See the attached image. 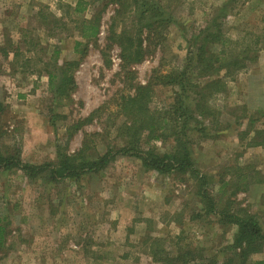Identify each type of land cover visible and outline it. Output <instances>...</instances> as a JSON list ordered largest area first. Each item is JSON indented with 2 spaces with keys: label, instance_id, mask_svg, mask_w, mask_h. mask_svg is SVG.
Instances as JSON below:
<instances>
[{
  "label": "rangeland",
  "instance_id": "374dc122",
  "mask_svg": "<svg viewBox=\"0 0 264 264\" xmlns=\"http://www.w3.org/2000/svg\"><path fill=\"white\" fill-rule=\"evenodd\" d=\"M78 1L85 2L82 14L73 13ZM143 1L158 6L156 0H0L1 150L18 143L24 162L56 165L58 143L74 154L85 136L96 135L98 154L116 152L124 144L118 131L128 122L116 100L146 85L154 71L182 68L200 31L216 22L236 53L243 41H256L262 50L212 98L209 116L195 113V95H186L191 120L184 140L194 173L149 171L139 158L120 155L103 170L57 181L48 180V172L30 179L20 170H0V264H181L175 259L185 253L187 264H242L241 252L231 248L238 228L209 213L203 194L218 209L233 202V210L256 218L264 234V144L255 147L264 143V67L257 70L264 57V0L161 3L160 19L171 22L157 27L160 43L143 33V59L125 65L113 33L134 38ZM95 17L99 35L79 59L73 52L78 24ZM55 49L60 62L79 60L71 99L60 107L52 103L46 76ZM173 90L154 87L150 110L169 106ZM101 106L107 110L99 118L71 130ZM150 146L158 155L173 151L170 139ZM156 248L173 263L154 262ZM245 264H264V247Z\"/></svg>",
  "mask_w": 264,
  "mask_h": 264
},
{
  "label": "trees",
  "instance_id": "16d2710c",
  "mask_svg": "<svg viewBox=\"0 0 264 264\" xmlns=\"http://www.w3.org/2000/svg\"><path fill=\"white\" fill-rule=\"evenodd\" d=\"M156 1H158V6L145 1L142 2L141 7H144V9L139 10L137 29L133 32L135 33L133 35L135 40L129 34L123 33V35L117 37L116 32L113 33L114 40L120 45L121 61L125 65L138 63L143 59L146 50V47H143L145 39L141 37L143 33L148 36L151 35L149 39L152 40L154 45H158L162 34L157 32V27L160 24L167 25L171 22L169 18L160 19L164 16L160 4L164 2L169 4V2L173 3L174 1ZM84 3V1H78L73 8V13L82 14L85 11ZM116 16L113 18L112 29L116 28L120 14ZM150 17L151 21H148ZM98 23L99 21L95 17L92 20L83 19L78 24L80 40H76L74 43L73 52L79 56V59L87 52L88 46L86 43L98 37L100 31ZM210 27L213 28L200 31L196 35V39L190 44V51L187 52L182 68L169 71L166 74L154 71L146 85L136 86L132 94L121 95L116 100V108L120 109L128 120V122L123 123L118 131V137L124 144L121 148H117L116 152L108 149L103 155L98 154L95 150L97 145L96 135H90L85 136L80 150L74 154L63 152L58 143L56 145V165H32L22 160L21 146L18 143H13L3 146L2 150L0 149V170L4 172L20 170L30 179L48 172L47 179L57 181L68 177H79L85 171L98 172L103 170L118 155L135 156L141 160L142 166L146 170L163 174L175 170L187 172L192 169L190 152L184 140L187 135L188 123L191 120L187 115L186 95L188 93L195 95L192 105L195 113L201 117L209 116L212 113L209 107L212 98L226 92L228 82H233L247 68L248 64L257 59L258 53L262 50V48H258L256 41L253 44H247L243 41V47L236 53L233 49L235 43L226 37L221 26L215 22ZM59 57L60 50H53L51 60L53 71L48 72L46 75L48 90L52 94V103L57 107L71 99V94L76 86L74 71L79 66V60L60 62ZM191 73L196 78L191 79ZM213 74L218 75L216 78L208 77ZM202 77L207 78L200 80ZM158 86L174 89L173 99L169 106L161 110L151 111L149 108L150 100L154 94V87ZM1 108L0 105V111ZM105 108V106H101L87 118L77 121L72 125L71 130L75 132L86 121H90L95 116L99 118L102 113L106 112L107 109ZM51 112L54 111L51 110ZM52 118L55 117L52 116ZM71 135H69V138ZM168 139L173 141L172 153L158 155L150 146L156 141ZM142 141L149 145L145 150L140 146ZM262 144L264 143L255 145L262 146ZM192 171V173L195 172L193 169ZM203 195L207 199L209 213L218 216L220 220H224L226 225H235L238 228L235 243L231 248L239 250V253L241 252L242 264L246 263V259L250 255L263 251L264 234L256 218L247 214L243 216L245 213L240 216L242 210L236 213L233 210V202L226 203L223 209L215 208V202L206 194ZM4 240L5 227L0 224V247L4 245ZM162 252L163 250L160 248H156L152 252L154 262L173 263V259L166 257ZM186 256H188V253L180 255L175 259V263L187 264V259L190 258Z\"/></svg>",
  "mask_w": 264,
  "mask_h": 264
},
{
  "label": "crops",
  "instance_id": "0c3cea01",
  "mask_svg": "<svg viewBox=\"0 0 264 264\" xmlns=\"http://www.w3.org/2000/svg\"><path fill=\"white\" fill-rule=\"evenodd\" d=\"M11 43H12V42H11ZM263 61H264V57H259V62H260L261 64L258 66V69H257V70H261V69H263V67H264L263 64H262ZM255 147H256V149H257V148H260L261 146H259V145L256 146V145H255Z\"/></svg>",
  "mask_w": 264,
  "mask_h": 264
}]
</instances>
